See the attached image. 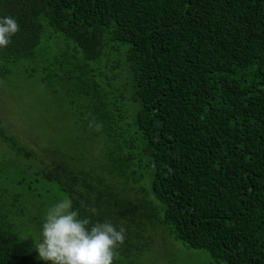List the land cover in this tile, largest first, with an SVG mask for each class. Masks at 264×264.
<instances>
[{
	"label": "trees",
	"instance_id": "trees-1",
	"mask_svg": "<svg viewBox=\"0 0 264 264\" xmlns=\"http://www.w3.org/2000/svg\"><path fill=\"white\" fill-rule=\"evenodd\" d=\"M3 16L20 31L0 79L61 96L93 148L56 138L44 159L0 116L21 173L1 172L0 264H50L35 248L45 203L21 202L49 187L125 227L114 264L158 234L264 264V0H0Z\"/></svg>",
	"mask_w": 264,
	"mask_h": 264
},
{
	"label": "rangeland",
	"instance_id": "rangeland-1",
	"mask_svg": "<svg viewBox=\"0 0 264 264\" xmlns=\"http://www.w3.org/2000/svg\"><path fill=\"white\" fill-rule=\"evenodd\" d=\"M56 48L58 47L53 46L52 49ZM60 93L62 92L60 91ZM72 95L71 92L69 97ZM63 101L61 96L51 92L47 93L38 85L34 88L32 83L27 81L13 78L0 79V116L3 118L4 124L27 145L42 154L44 159L50 158H47L49 155L43 152V148L49 146L51 141L56 138H58V144L61 142L64 144V141L67 140V143L70 144L79 142L83 143L80 146L92 147L88 142L84 144L85 133L82 136L83 142L81 141V135L75 130L74 121L76 119L71 114L72 110L69 108L68 102ZM6 150L0 142L1 187L7 183V180L1 177L2 171H5V174L2 175L8 174L10 180L21 177L20 169L13 164L10 159L12 156ZM19 189L21 187L10 188L11 191ZM54 197L59 198L60 192L57 188L49 187L43 196L30 197L31 199L22 197L21 202L31 201L37 204H40L41 201L44 202L45 207L42 211L44 218L48 209L60 201ZM159 231L164 232V230ZM123 264H228V262L225 260L216 261L206 249L189 247L172 235L168 237L166 234H158L156 247L146 250L133 263L124 260Z\"/></svg>",
	"mask_w": 264,
	"mask_h": 264
},
{
	"label": "clouds",
	"instance_id": "clouds-1",
	"mask_svg": "<svg viewBox=\"0 0 264 264\" xmlns=\"http://www.w3.org/2000/svg\"><path fill=\"white\" fill-rule=\"evenodd\" d=\"M20 31L12 16L0 17V48L7 47ZM89 127L100 131L102 124L95 120ZM92 216L98 215L95 206L81 205ZM126 229L110 220L92 222L90 216L81 218L73 201L65 197L48 209L41 227V239L35 243L39 258L50 264H114L117 250L123 245Z\"/></svg>",
	"mask_w": 264,
	"mask_h": 264
}]
</instances>
